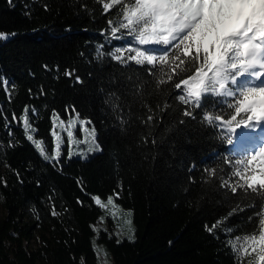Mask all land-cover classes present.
<instances>
[{
  "label": "trees",
  "instance_id": "trees-1",
  "mask_svg": "<svg viewBox=\"0 0 264 264\" xmlns=\"http://www.w3.org/2000/svg\"><path fill=\"white\" fill-rule=\"evenodd\" d=\"M151 18L139 0H0V264H96L93 197L115 192L135 237L100 229L114 264H264V175L231 146L254 120L235 41L217 43L218 73L193 31L164 43ZM54 114L88 119L102 150L50 157Z\"/></svg>",
  "mask_w": 264,
  "mask_h": 264
},
{
  "label": "rangeland",
  "instance_id": "rangeland-1",
  "mask_svg": "<svg viewBox=\"0 0 264 264\" xmlns=\"http://www.w3.org/2000/svg\"><path fill=\"white\" fill-rule=\"evenodd\" d=\"M139 1L141 2V0ZM240 1L241 0H170V2L161 4L163 6V10L166 12V15L157 22L154 20L153 10L151 11V9L144 4V2H142V4L147 6L152 14L150 33L153 34L156 40H162L164 43H170L174 40L177 34L193 31L196 36V40L199 39L200 47L211 52L212 59L216 64L215 70L218 73H220L221 68L224 66V61L216 58L217 56L215 54L217 43L222 40L235 41L233 44L230 43L228 48L234 47L231 59L234 63H241L242 67L239 73L240 77L233 80L231 84L234 87H238L239 90L241 89L242 93H254L252 94L253 96H251L253 98L244 101V107L247 114L251 113L254 120L247 128L239 126L231 132V146L239 149L237 151H239L241 155H244L245 159L247 157L251 160H255L251 161L246 159L249 166L253 169V171H255L254 175H264V160L262 158V155H264V136H262V134L264 133L261 129H259L262 126L259 124V120L264 117V82L258 79L257 68L256 66H253L254 63H256V65H261L264 63V60H261L260 62L258 60V44L253 41L255 36L249 32V20L237 15L239 12L246 14V12L250 11L252 4H254V0H247L246 4L240 7L241 9L237 6V3H240ZM149 46H151V44H149ZM158 47L162 48L163 46L158 44ZM148 58L153 60L151 56H148ZM202 81L203 75L199 77L195 76L192 80L186 83L187 90L190 92L200 91ZM214 81H216L220 87H222L225 83V80L220 79L218 76L214 78ZM256 100L261 101L258 106L254 105ZM74 119L76 120V126L74 129V139L76 143L71 145L73 151L72 156L77 155L80 157H87L88 155L96 152H88L89 146H92L91 143L97 144L96 137L95 142L91 140V131H89L88 134L80 131L79 121H89L88 119L79 117L76 114L66 118L59 117L56 121L57 126L53 130L59 132L61 139L63 140L61 152L64 149L68 155L69 144L66 128L68 126V122ZM60 120L64 121L65 126L63 128L59 126ZM86 127L89 130L94 129L96 134L95 127L91 123L87 124ZM240 130L245 131L244 133L246 134L242 140L243 142L241 143L243 148H238L240 145L236 142L235 132ZM256 132H258V135L262 137L263 142H260V137L257 139L256 137H252V133ZM85 136H88L87 143L83 142ZM53 139L54 148L52 152L49 153L50 157H54L55 153V138L53 137ZM258 181L264 182V178H258ZM101 200L106 203L107 197L102 198ZM129 211V209L121 208L117 217L113 218L111 215V209H103L99 219L93 223L95 234L92 237V244L97 252L96 264H114L108 247L103 242H99L97 240V233L100 229L107 230L110 234L115 235L117 239H122L123 237L128 238L129 236H132L133 238L135 237L133 222L131 224V232L125 224V220L131 219V217L126 215ZM2 213L3 210L0 205V215ZM101 217H104V219L101 220ZM261 237L262 234L256 237L253 242ZM37 240L38 238L33 236L28 241V245H37Z\"/></svg>",
  "mask_w": 264,
  "mask_h": 264
},
{
  "label": "snow or ice",
  "instance_id": "snow-or-ice-1",
  "mask_svg": "<svg viewBox=\"0 0 264 264\" xmlns=\"http://www.w3.org/2000/svg\"><path fill=\"white\" fill-rule=\"evenodd\" d=\"M11 2V0H10ZM141 2H144V3H159V4H164V3H167V2H170V0H141ZM135 14V13H133ZM162 18V17H161ZM0 38H5L4 37V33H0ZM66 75L68 76H71L72 73L71 72H67ZM77 82H79V77H77ZM29 110L27 108H25V115L23 117H21V119L23 120V124H24V131L25 133L27 134V139L29 141H33V135L30 134V130H32V125L29 123V119H28V115H27V112ZM35 110H33L34 112ZM78 116V114H77ZM15 119V116L13 117ZM59 119L58 115L57 114H54L53 117H52V120H53V129L56 128V121ZM90 121H85V120H80L79 121V125H80V131L82 133H89V131H91V140L93 142H95V131L94 129H91L89 130L86 125L89 124ZM59 126L60 127H64V121L63 120H60L59 122ZM75 126H76V120H70L68 122V126L66 128V131H67V137H68V144H69V151H68V156L69 158L72 157L73 155V151H72V148H71V145L76 143L75 139H74V129H75ZM9 135H11V132H9ZM51 135L55 138V153H54V158H59L60 155H61V145L63 143V140L61 139V135L59 132L53 130L51 132ZM89 136V135H88ZM88 136H85V139H84V143H87L88 142ZM34 144H35V148L37 150H39V153L41 156H43V158L45 160H48L49 157L47 156V154L45 153V150H44V147H43V141L42 140H35L33 141ZM92 146H89L88 148V152L89 153H92L94 151H101L102 149L99 147L98 144H95V143H91ZM82 158H86V156H83ZM119 192H115L114 193V196L115 197H119ZM114 196L113 195H109L107 196V200H106V203L104 201H102L100 199L99 196H95L93 197L94 201H95V204L100 206L101 208L105 209V210H109L111 209V215L113 218H116L117 215L120 213L121 211V207L120 205L116 202V200L114 199ZM54 216L57 215V213L55 211H53L52 213ZM126 215L128 217H131L132 213L131 211H129L128 213H126ZM101 220L104 219V217H101L100 218ZM125 224L128 226V230L131 232L132 229H131V224H132V220L131 219H127L125 220ZM133 237L132 236H129L128 239L131 240ZM117 243H120V241L118 240ZM255 246L253 247V251H256L257 248H260L262 249L261 251V254L259 255L258 259L259 260H264V233H262V237L258 240H256L255 242ZM235 250V249H234Z\"/></svg>",
  "mask_w": 264,
  "mask_h": 264
},
{
  "label": "bare ground",
  "instance_id": "bare-ground-1",
  "mask_svg": "<svg viewBox=\"0 0 264 264\" xmlns=\"http://www.w3.org/2000/svg\"><path fill=\"white\" fill-rule=\"evenodd\" d=\"M247 2V0H241L240 3H237V6L240 8L242 5H245ZM146 4L151 11L154 14V20L157 22L162 18L165 17V11L163 10V6L159 3H144ZM162 6V7H161ZM241 9V8H240ZM246 11V10H245ZM244 11V13H245ZM238 16H241L243 18H246V20H249V27L250 30L249 32L255 36L258 37L259 41L258 42H262V40H264V30H263V22H264V0H254V4H252V8L250 11L246 12V14H243L242 12L237 13ZM231 30V29H229ZM260 58L263 59L264 56V52H260ZM257 77H259L260 81L264 82V63H262L261 65L257 66ZM261 103L260 100H256L254 102L255 106H258ZM260 124V122H259ZM264 133V129L261 130ZM260 131V132H261ZM245 131L240 130L238 132H235V136H236V142L239 143L240 147L238 148H243V146H241V143L243 142V138L246 136V134L244 133ZM262 136H264V134H262ZM252 137H256L253 136ZM260 137V142H263L262 137L260 135H257L256 139ZM262 158L264 160V155H262Z\"/></svg>",
  "mask_w": 264,
  "mask_h": 264
},
{
  "label": "water",
  "instance_id": "water-1",
  "mask_svg": "<svg viewBox=\"0 0 264 264\" xmlns=\"http://www.w3.org/2000/svg\"><path fill=\"white\" fill-rule=\"evenodd\" d=\"M194 96L197 97L198 96V93L197 92H194Z\"/></svg>",
  "mask_w": 264,
  "mask_h": 264
}]
</instances>
